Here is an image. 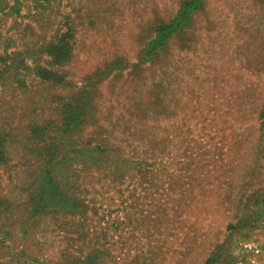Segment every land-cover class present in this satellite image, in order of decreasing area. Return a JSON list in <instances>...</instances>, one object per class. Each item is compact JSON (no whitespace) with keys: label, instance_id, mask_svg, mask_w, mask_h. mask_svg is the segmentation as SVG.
I'll list each match as a JSON object with an SVG mask.
<instances>
[{"label":"rangeland","instance_id":"374dc122","mask_svg":"<svg viewBox=\"0 0 264 264\" xmlns=\"http://www.w3.org/2000/svg\"><path fill=\"white\" fill-rule=\"evenodd\" d=\"M2 55L0 264H264V0H0Z\"/></svg>","mask_w":264,"mask_h":264},{"label":"trees","instance_id":"16d2710c","mask_svg":"<svg viewBox=\"0 0 264 264\" xmlns=\"http://www.w3.org/2000/svg\"><path fill=\"white\" fill-rule=\"evenodd\" d=\"M14 4H16V2H14ZM13 4V5H14ZM12 5V7H13ZM188 7H190V2L189 3H185L184 5H182L180 14L183 13ZM170 27L167 26V28H164L163 30H167ZM60 39L56 38L55 42L49 41L48 43H46V45H43L40 49L42 51V53H44L45 55L48 56V60H49V65L51 66H58L63 64L65 61H67L69 59V55L67 52L68 46L65 44V42L60 43L59 41ZM25 50L24 52H20L18 54V56H22L21 58L15 60L12 63H10V66H6V64H3L5 66L4 70L5 71H9L10 74H12L13 76L15 75L16 77V81H18V76L20 75L19 71H26L27 69H29V65L26 64L25 60L26 57L30 55V53L32 52ZM32 55L34 58V56L36 55L35 52H32ZM3 55L0 56V62H4V60L2 59ZM41 61V58L39 56H37L34 60H32V67L31 68V72L32 75L37 78L40 82L42 83H46L50 86H55V85H61L64 83V77L61 75H58L52 68L51 66L48 67V63L46 62L45 64H41L39 63ZM29 67H28V66ZM20 83V80L17 82ZM22 85V84H19ZM18 87H22L19 86ZM69 118V116L65 117V121H67ZM47 122V121H46ZM42 123L44 124V122L42 121ZM48 124H50V122H47ZM43 137L44 134H42V127L38 124H36L35 122H33L31 128H30V141L35 142V140L32 139H36V137ZM3 145V140L0 138V147ZM53 144L50 143L47 146H44V143H41V146H30L31 148H29V150L31 151V156H34V159L37 160V158L41 159V156L43 153L45 152H50L49 147L52 146ZM35 170H32L31 172H34ZM26 205V200L23 201L22 206ZM0 206L3 207L2 210H0V213L5 215L6 221H9V223L12 225L13 223L18 222L19 225H24L26 222H29V220L25 217L20 218V217H16V213L13 216L12 213H9L10 210V203L7 202L6 200H2L0 199ZM73 211V210H72ZM22 220V221H21ZM33 221L29 222V229H31V226H33ZM27 228V227H26ZM3 230L6 232L7 230L5 228H3ZM24 233H27L26 230H23ZM7 233V232H6ZM31 233H35V232H31ZM83 242L87 243V249L84 251L85 253L81 252V245L79 246H75V248L77 249L76 251H73L76 255L74 254H70V253H63L60 252L59 254H56L55 256L57 258H53L52 256V260L51 257L49 258L48 256V264H89L91 262L94 261L93 259V255L94 253H99V250L94 248L92 246V244H90V242L88 240H84L82 239ZM33 242V240H32ZM37 244V243H36ZM74 247V245L72 246ZM27 262L25 264H42V262H44L45 260H43L42 257H33L28 255L27 256ZM40 258L42 261L39 263L38 259ZM59 258V259H58Z\"/></svg>","mask_w":264,"mask_h":264}]
</instances>
